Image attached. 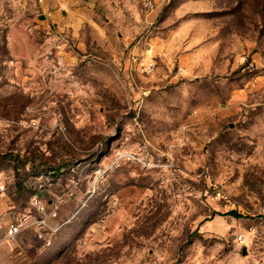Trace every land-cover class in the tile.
I'll return each instance as SVG.
<instances>
[{"label":"rangeland","instance_id":"1","mask_svg":"<svg viewBox=\"0 0 264 264\" xmlns=\"http://www.w3.org/2000/svg\"><path fill=\"white\" fill-rule=\"evenodd\" d=\"M0 264H264V0H0Z\"/></svg>","mask_w":264,"mask_h":264},{"label":"built area","instance_id":"2","mask_svg":"<svg viewBox=\"0 0 264 264\" xmlns=\"http://www.w3.org/2000/svg\"><path fill=\"white\" fill-rule=\"evenodd\" d=\"M153 69V63L152 62H147V72L151 71ZM24 223L22 221L16 220L14 222H11L6 230H5V237H7L10 240H13L17 234L21 231V229L23 228ZM237 240H241L242 238V234L238 233L236 235ZM45 244H50L49 239L46 240Z\"/></svg>","mask_w":264,"mask_h":264},{"label":"trees","instance_id":"3","mask_svg":"<svg viewBox=\"0 0 264 264\" xmlns=\"http://www.w3.org/2000/svg\"><path fill=\"white\" fill-rule=\"evenodd\" d=\"M59 168H60V167H59ZM51 169L53 170V169H55V168L53 167V168H51Z\"/></svg>","mask_w":264,"mask_h":264},{"label":"crops","instance_id":"4","mask_svg":"<svg viewBox=\"0 0 264 264\" xmlns=\"http://www.w3.org/2000/svg\"><path fill=\"white\" fill-rule=\"evenodd\" d=\"M39 228H42L41 226H39Z\"/></svg>","mask_w":264,"mask_h":264}]
</instances>
